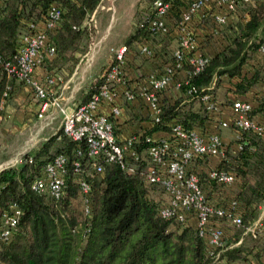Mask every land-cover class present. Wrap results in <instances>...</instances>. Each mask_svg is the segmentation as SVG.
<instances>
[{"label": "trees", "instance_id": "16d2710c", "mask_svg": "<svg viewBox=\"0 0 264 264\" xmlns=\"http://www.w3.org/2000/svg\"><path fill=\"white\" fill-rule=\"evenodd\" d=\"M99 1L3 0L0 6V118L5 116L2 102L19 88H29L31 101L36 102L35 112L39 107L40 100L32 88L21 81L18 82L23 85H16L17 81L7 76L3 68L4 60H15L20 35L33 29L30 23L36 29L44 30L46 35L42 57L33 66L32 75L38 80L52 76L56 81L55 72L69 71L78 54L87 48L91 28L83 24V20ZM168 1L173 16H176L183 0ZM52 3H57L61 10L58 20L49 29L44 23ZM244 14V17L228 22L215 35L209 32L214 27L209 8L203 9L202 21L191 23L189 27L195 34L196 48L208 53V61L202 69L192 72L185 58L194 52L190 49L186 50L180 68L181 72L187 73V83L193 91H183L172 99L165 98L162 91L159 119L153 121L149 118L147 127L129 132L143 130L151 135L157 132L169 134L170 125L176 120L185 129H194L202 135L215 130L221 135L223 127L218 123V113L208 110L200 95L207 93L216 103L214 89L222 80L226 85L222 106L226 107L236 97L247 99L252 105L250 113L255 117H264V56L251 62L257 44L264 40V0L245 8ZM140 20V17L135 19L131 31L125 36L127 46H137L152 36ZM196 28L201 29L197 32ZM210 38L221 41L218 49L204 48L208 47L207 40ZM49 44L54 46L52 53L45 52L44 47ZM165 44L160 41L158 51L167 55L169 60L172 54ZM91 90L93 83L86 95ZM122 105L120 103L121 110ZM119 114H109L116 134ZM228 128L237 136L232 135L225 141L224 156L216 162L212 160L210 164L235 173L237 189L232 196L245 218L264 198V136L250 129L232 125ZM143 146L141 144L138 149ZM77 148L83 149L84 143L72 140L60 128L37 146L31 162L26 160L29 154L24 153L20 163L0 167V224L2 212L11 203L20 209L9 235H0V264H216L211 260L206 239L197 233L192 217L189 222L187 219L162 218L157 214L158 200L150 196L148 186L156 185L146 183L138 170L127 171L116 163L102 162L100 157L77 154ZM58 153L65 158L64 186L58 197H52L34 190L31 184L40 174L43 164ZM208 158H192L188 169L198 174L206 196L209 197V192L213 197L218 191L213 189L214 181L206 176ZM74 161H78L77 167ZM93 162H102V173L95 171ZM80 179L90 182L86 213L79 189ZM243 249L242 244L225 245L219 258L224 257V263L235 264L244 260ZM248 249L250 251L251 246Z\"/></svg>", "mask_w": 264, "mask_h": 264}, {"label": "built area", "instance_id": "2783aa9c", "mask_svg": "<svg viewBox=\"0 0 264 264\" xmlns=\"http://www.w3.org/2000/svg\"><path fill=\"white\" fill-rule=\"evenodd\" d=\"M261 1L263 0H183L177 15L173 16L168 0H151L146 11L142 12L140 24H144L152 36L173 34L176 45L172 50L171 59L164 62L158 72L148 73L140 84L131 85L123 70L126 46L122 44L111 47L112 60L105 67L99 81L93 82V90L89 92L88 97L76 103L70 110H62V133L74 141L84 143L83 149H76L77 154L86 153L91 157H100L102 162L116 163L127 171L138 170L146 183L159 186L166 194L164 202L158 201L157 214L162 218L173 217L179 221L186 220L187 215L191 214L197 233L206 239L210 247L209 251L214 256H217L224 247V232L218 222L219 219H213V217L222 218L234 226L242 227L243 232L253 238L258 235L264 237L262 221L264 204H257L258 215L245 223L239 212L237 200L233 196L222 202L218 200L221 197L218 191L212 199L208 198L198 174L188 169L189 161L196 156L216 157L215 162L224 156L225 140L223 142L222 136L216 130L202 135L194 129H185L176 120L171 123L169 134L154 136L141 130L129 132L122 139H118L109 114L111 116L119 114L120 103H129L139 98L149 118L157 121L161 111V92L170 84L180 92L193 91V87L187 83V73L180 71L186 50L194 49L192 54L185 56L191 65L192 72L202 69L208 61V53L196 48L195 34L189 27L194 18L208 7L214 22L211 31L216 35L220 32L217 24L233 22V16L242 11L239 8L241 5L253 6ZM2 4L3 0H0V6ZM60 10L57 3H52L48 7L45 28L50 29L54 26L59 18ZM30 26L33 29L20 35L21 42L17 48L15 60H4L3 68L7 76L24 82L32 88L35 96L40 100L37 114L41 115L49 102L47 95L55 78L45 76L42 80H38L32 75L33 66L42 57L41 51L46 35L44 30L36 29L32 23ZM220 42V40L216 41L218 48ZM136 47L143 56L152 55L149 42L139 43ZM44 49L45 52L52 53L54 46L49 44ZM256 52L264 56V40L257 44ZM200 98L205 102L208 110L215 113L223 111L222 109L219 111L220 107L210 99L209 94L203 93ZM251 109L250 101L236 97L225 114L218 116V123L220 127L232 125L250 129L255 134L264 136V117H255L250 113ZM232 135L237 136L233 132ZM141 144L144 146L139 150L138 146ZM26 160L31 162L32 156L28 155ZM21 161L22 156H19L17 162ZM102 162H93L94 169L98 173L103 171ZM74 165L77 167L78 161H74ZM64 166V155L55 154L43 164L40 174L31 184L32 188L52 197H58L64 186ZM206 176L217 186L237 189L235 173L221 166L208 167ZM79 189L83 210L86 213L89 208L90 182L80 179ZM19 212L20 209L15 203H11L2 212L1 236L9 235ZM251 264H264V260L253 261Z\"/></svg>", "mask_w": 264, "mask_h": 264}, {"label": "rangeland", "instance_id": "374dc122", "mask_svg": "<svg viewBox=\"0 0 264 264\" xmlns=\"http://www.w3.org/2000/svg\"><path fill=\"white\" fill-rule=\"evenodd\" d=\"M149 3V0H102L101 4L94 12L93 16H89L90 22L92 23V38L90 39L92 41L91 45H93V50L90 52V65L87 69L88 80L98 74L100 67L105 64L106 58L111 52V47H114L122 42L125 35L132 28L135 19L137 17L141 18L142 12L144 10L146 11ZM249 6L252 5H241L239 8L244 11V9L248 8ZM226 24H217L218 31H221V29L224 28ZM215 42L216 41L212 40V42L207 43L208 46H215ZM261 58L262 56H260L256 52L254 54L253 59H251V62H255L257 59L260 60ZM64 73V71H60L59 73L61 79L59 80L60 83L58 86V91L63 88V94L66 95L68 92V80L66 81L67 76L62 78V75H64ZM223 82L224 80L220 81V85L216 86L214 89L216 103L220 105L219 111L221 109L223 110L222 112L218 113V116H220L221 114H225L231 104L228 103L226 107L222 106V93L224 90V86H226L223 84ZM16 83L19 85H23L20 84L18 81L15 82V84ZM19 85L18 88L20 87ZM19 89L15 94L9 96V99L2 102V106L6 110L4 112L6 113L4 117L0 118V142H5L4 146L6 145V147L3 149V152H1L3 154L2 157L5 156V162H1L0 167L4 165L6 166L17 164L19 156H23L24 153H27L32 156L33 152L37 150V146L42 141H44L46 137H48V135L54 133L55 131L61 128V123L63 119L62 110H70L69 106L72 105V100L57 97L56 95L58 91H54V89H52L49 90V93L47 95L49 102L44 107V110L41 115H38V110L36 112L31 111V109L34 108V105H36V102L34 104L31 101V93L29 88L28 90H22V88L20 90ZM24 94L29 97L27 102L30 103H28V105H26L25 103L21 106V101H19V99L24 100ZM31 112L33 113L30 115ZM14 113L15 116L13 115ZM11 118L13 119L15 124V128L12 129L9 123ZM4 122L5 128L3 126ZM227 129L231 130L230 128ZM24 144L25 146H23ZM215 158L216 157L208 158L210 162L206 167L212 166L210 163H212V160H215ZM213 185V189H216L220 192L219 195L221 197L218 200L222 202H225L227 198H229L230 196H232V194L236 192L235 187L228 188V186L220 187L215 184ZM148 186L150 187L149 194L151 197L158 200L159 202H164L166 200V194L161 190L159 186ZM207 193L209 195V197H207L212 198L209 192ZM257 204H264V198L260 200ZM257 204L254 205L253 209H251L252 213L249 212V215H247V217H242L243 222H250L258 215L259 209L257 207ZM189 216H191V214L187 215V221L190 222L193 219ZM262 221L264 224V217L262 218ZM218 222L224 232V247L225 245L235 246L238 244H242L244 248V260H239L235 264H251V262L253 261L261 259L264 260V237L258 235L257 237L253 238L249 234L243 232L242 227L234 226L224 219H219ZM185 223L187 224V222ZM178 224L179 226L183 225L181 223ZM250 246L251 250L249 251L248 248H250ZM221 251H219V253ZM219 257V254L217 256H214V254H212L211 260L216 262V264L223 263L224 257L223 259Z\"/></svg>", "mask_w": 264, "mask_h": 264}, {"label": "crops", "instance_id": "0c3cea01", "mask_svg": "<svg viewBox=\"0 0 264 264\" xmlns=\"http://www.w3.org/2000/svg\"><path fill=\"white\" fill-rule=\"evenodd\" d=\"M101 2H102V0L99 1V3L92 10V12L89 13L87 15V17L83 20V24L87 25L89 28H91V25H92V23L90 22L89 16H93L94 12L97 10V8L101 4ZM202 15H203V13L201 12L198 16H196L194 18L192 24L195 22L202 21L201 17H200ZM244 15H245L244 11H240V12H237V15H234L233 16L234 18H232V19H233V21H235L238 18L244 17ZM207 26H208V23H207ZM199 27H201V26H199ZM131 29L129 30V32L131 31ZM199 29H201V28H196V31L199 32ZM211 30H212V28L209 29V32ZM90 38H92V37H90ZM124 38H123L122 42L119 43L118 45L123 44L126 46V51L124 53V59L125 60L123 63V70H124L126 77L128 78V82L131 85L140 84L142 81H144V78L148 73L158 72L161 69L164 62H166L168 60L167 55L164 56L161 53H159V51H158L160 41L166 42L165 47H166V49H168L170 55L172 54V50L176 45V39L173 36V34L165 35V36H162V35H159V36L153 35L151 37L148 36L147 42L152 44V55L150 57H145L138 52L137 47L134 46V44H131V46H127V44H125V42H124ZM213 41H215V40H213ZM91 42L92 41L90 39V41L87 44V48L85 49V51L78 54V58L74 62V64L70 68V70L67 72L64 71L65 73H64V75H62V78L67 76L66 81L68 80V92L66 95L63 94V91H62L63 88L60 89V91H58L59 90L58 86L60 83L59 80L61 79V77L59 75V73H60L59 71L55 72V76H56L55 83L56 84L54 86H52L51 90L54 89V91L55 90L58 91L56 96L59 98L72 100L71 101L72 105L69 106L70 108L72 106H74L76 103H78L80 101H84L88 97V95H86V94H87V91L90 87V84L93 83L100 76V74L104 71L105 67L111 62L112 57H113V53L110 52V54L106 58L105 64L102 67H100L98 74L95 77L88 80L87 69L89 68V65H90V58H91L90 52L93 50V47H92L93 45H91ZM207 42H212L211 38L208 39ZM216 45L217 44L215 42V46H208V47H204V48L205 49L207 48L208 50H215V49H218V47ZM128 47H130V50L128 49ZM180 74H182V73H180ZM21 92H22V90H21ZM181 94L182 93L180 91H178L176 88H174L171 84L166 89L163 90V96H165V98L167 97V98L172 99L174 97L180 96ZM28 98L29 97H27L24 94V100L19 99V101H21L20 105L22 106L25 103H26V105H28V103H30V102H27ZM122 106H123L122 107L123 111L121 110L122 112L119 114L120 119L118 120V125L116 126L118 128V133L116 134L118 139L122 138L129 131L139 130V129H142L144 127H147V125L149 123L148 113L146 112V109L143 107L142 101L139 98H136L134 101H131L129 103L124 102ZM35 107L36 106L34 105V108L31 109V111H35L34 110ZM4 111H6L5 108H4ZM32 113L33 112H31L30 115ZM26 114H28V113H26ZM13 115L15 116V113ZM12 118H13V116H12ZM11 119H10L9 123H10V127L12 129V128H15V124H14L13 119L12 120ZM3 126L5 128V122H4ZM225 128L226 129H224V127H223L221 129V136H222L223 140L227 141L231 138L232 131L227 129L228 127H225ZM160 134H161L160 132H157L153 135H160ZM4 144H5V142H0V156H1L0 163L5 162V156L2 157L3 154L1 153V152H3V149L6 147V145L4 146ZM23 146H25V144ZM215 194H218V193H215Z\"/></svg>", "mask_w": 264, "mask_h": 264}]
</instances>
